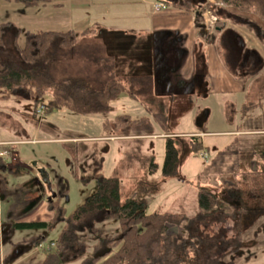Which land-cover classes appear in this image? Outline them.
Segmentation results:
<instances>
[{
    "label": "crops",
    "instance_id": "0c3cea01",
    "mask_svg": "<svg viewBox=\"0 0 264 264\" xmlns=\"http://www.w3.org/2000/svg\"><path fill=\"white\" fill-rule=\"evenodd\" d=\"M166 1L58 0L32 7H26L14 1L0 3V11L13 13L12 17L0 22V59L17 58L16 49L23 48L26 32L71 33L75 38L73 47L76 50L68 52L69 61L72 62L71 58L80 57L82 48H79L80 45L87 49L83 56L88 63L85 65L86 68L83 71L80 70L77 75L90 77L94 81H103L107 77L122 79L129 83L126 87L135 92L133 96L128 92L120 93L115 100L109 103L111 109L107 114H112L115 106L132 107L130 112H122V115L116 117L127 116L131 120H134L132 118H147L151 127L157 129L158 124L155 122V117L148 114L144 105L155 107L153 112L156 115L167 112L169 117L175 118L174 121L177 123L180 122L182 115L184 117L186 113L188 114L191 107L190 99L193 96L203 97L213 101L218 115L220 112L221 114L227 112L229 117L226 119V115H222L221 118L218 116L211 124L213 130L205 132V124L209 122L211 114L210 110L205 108L195 115L196 129L170 132L173 133L171 136L200 138L203 148L207 151L204 153L207 155L209 153L210 158H214L217 153L224 151L223 149H228L229 154L232 153L233 156L240 150L252 148L259 135L264 134V67L255 76L246 81H240L228 73L221 61L220 53L227 58L226 61L229 64H239L245 60L243 70H249L251 67H257L259 60L248 51L258 54L264 64L263 44L261 45L244 27L227 22L222 23L219 20L213 31L205 32L203 28L198 29L194 12H183V10L168 5ZM197 1L220 6L219 0ZM156 2H163L165 5L159 12L153 10V4ZM227 10L256 22L264 29V23L256 16L240 13L233 8H227ZM16 15L21 17L18 18ZM212 16L205 7L201 13L200 26H203L201 23H205ZM21 31H25L24 35ZM93 48L95 51H92ZM0 98L3 104L8 101L6 96H0ZM47 98L48 96H44L43 99L47 100ZM36 115H38L37 111L33 116ZM48 115L50 114H45L46 117ZM3 121L9 123L11 120L7 116ZM27 127L24 125V128ZM30 132L31 139H15L6 133L0 136V159L3 162L0 177L2 174L5 175L7 182L5 184L8 186L26 183L29 188L27 195L31 194L32 199L38 195L37 183L42 177V183L46 185V193L50 195L42 201L39 208L41 212L46 210L50 218L52 213L46 208L45 202L56 198V193L51 186L58 176L55 175L54 170L49 172L41 164H36L37 174L26 173L31 163H34L32 156L22 157L12 146L16 143L37 144L54 140L48 135L38 136V130L32 129ZM165 136L168 135H163L161 131L156 134L152 133V135L145 133L140 136H126L122 134L120 137L114 136L113 138L109 134H98L85 140L94 143L92 147H98L102 152V174L110 150L116 151L119 156L124 151L125 155L132 152L133 156H137L140 161H145L146 165L152 157L157 171L148 179H154L160 176ZM208 136H214L212 138L215 139L210 144L213 148L210 151L207 146H204V138ZM116 138L124 139L123 141L127 143L111 145ZM188 149L189 147L185 144V152L190 155ZM159 151L163 153L161 164L156 162L155 158ZM201 160V167L195 166L196 179L205 162L203 158ZM146 165L139 164L142 173ZM34 179L37 183H34ZM165 179L169 182L175 178ZM152 199L147 200V203L153 202ZM3 230L0 224V232ZM31 231L39 232V230L12 232L9 241L0 245V259L3 260L4 250H9L11 246H18L19 243L16 240L21 234L27 235ZM23 256L11 264H18ZM0 264H3V261Z\"/></svg>",
    "mask_w": 264,
    "mask_h": 264
},
{
    "label": "trees",
    "instance_id": "16d2710c",
    "mask_svg": "<svg viewBox=\"0 0 264 264\" xmlns=\"http://www.w3.org/2000/svg\"><path fill=\"white\" fill-rule=\"evenodd\" d=\"M6 1L32 7L58 0ZM166 3L183 12H194L198 29L202 27L199 24L202 10L207 7L217 20L244 27L264 46V29L256 22L227 10V8H233L240 12L254 14L264 22V0H219L220 6L197 0H167ZM73 40L75 38L71 33L26 32L23 48L16 49L17 58L0 59V95L2 97L28 96L33 104V114H36V105L40 104L39 106L44 107L46 114L54 109H66L73 114L81 115L107 114L111 109L109 103L120 93L128 92L133 96L135 92L126 87L129 83L122 79L107 77L103 81H94L81 74H66L57 78L53 70L56 67V59L60 52L67 55L68 52L73 51L75 44ZM57 51L60 52L57 53ZM249 53L259 60V65L249 70H243V62L229 64L226 61L227 58L220 53L224 67L237 80L246 81L264 67L258 54L254 51ZM44 96H48L47 100L43 99ZM144 108L155 119L162 117L164 123L167 122L166 115L160 113L156 115L153 112V106L144 105ZM227 114L226 112V119L229 117ZM121 118L129 120L127 116L116 117L115 120ZM126 126L128 130L131 128L141 130L147 135L153 133L147 118H141L138 122L133 120ZM165 134L169 137L164 139V158L160 177L177 178L180 153L177 142L170 137L173 133ZM188 139L189 152L199 153L200 156L203 153L200 139L196 137ZM223 150L217 153L197 176V181L202 176L210 181L211 174L223 177L225 180L223 191L214 192L212 189L198 186L196 188L198 212L194 220H202L219 212L235 219L231 245L234 247L232 251H236L241 246L240 238L245 228L253 226L258 218L264 215V134L259 135L252 148L240 150L233 156L232 153L229 154L228 149ZM93 160L87 168L82 167L78 177L82 185L93 181L96 189L68 216L65 215L61 205L67 193L66 185L61 182L63 181L61 177L55 178L56 198L55 201H48L46 207L52 213L48 222L22 220L29 210L27 208L34 202L39 203L38 201L42 200L40 197L44 198L43 194L38 196L42 187L38 188L35 199L24 200L21 194L24 193L26 196L29 192L26 183L15 185L17 187L9 191L6 189L8 185L5 184L7 183L5 179H0V199L7 202L0 224L8 226L6 232H0V241L8 242L15 230L47 231L53 230L57 224L61 223L63 227L57 239L52 242L55 252L45 256L41 264H62L66 262L62 258H67L70 253H82L78 249L81 247L80 233L91 231L95 225L103 221L115 220L119 226V233L111 238H96L91 252L80 264H200L198 255L204 241L193 236L186 238L179 234L168 233V227L177 226L187 229L192 221L181 213L148 212L147 210V200L155 197L161 190L157 180L148 179L157 171L152 157L140 178H135V186L129 193H125L118 176L112 174L106 177L102 174L103 160L101 158L98 161L93 162ZM2 169L3 162L0 159V170ZM35 181L34 179V183H37ZM24 186L27 187V191L21 190ZM6 191H9L8 194ZM41 242L42 240L36 237L16 257L7 255L3 264L15 261Z\"/></svg>",
    "mask_w": 264,
    "mask_h": 264
},
{
    "label": "rangeland",
    "instance_id": "374dc122",
    "mask_svg": "<svg viewBox=\"0 0 264 264\" xmlns=\"http://www.w3.org/2000/svg\"><path fill=\"white\" fill-rule=\"evenodd\" d=\"M6 2V0H0V3ZM12 16L13 13L9 14L0 11V22H4L6 18L8 19ZM19 17L21 16H18V18ZM24 32L25 31H21V34L24 35ZM79 48H81V55L77 59L71 58L72 62L69 61L70 56L68 53L67 55H64V53L57 51V53H61L58 55L56 59V67L53 69L57 78L66 74L77 75L80 70L83 71L84 68H86L85 65L88 62L86 63V59L83 55L87 49L83 45H80ZM94 49L95 48H93L92 51H95ZM72 50L76 49L73 47ZM6 99L8 101L5 104H3L0 100V136L3 133H6L8 136L15 139H31L32 137L30 131L35 129L38 130V136L45 137L44 135H48L54 140L49 143L38 142L37 144H29L25 142L16 143L12 147H15L16 151L22 157L32 156L31 159L34 163H31V166L27 169L28 172L26 173L37 174L36 164H41L46 167V170L49 172L54 170L55 175L61 177V180H63L61 182H63L67 188L66 197L61 201V205L64 208L66 216L70 215L77 208L76 206L82 204L87 196L91 195V193L96 189L93 181L86 185H82L78 177L81 173L82 167L87 168L92 162V159H94L93 162L98 161L101 158L102 153L98 147H92L94 143L88 142L85 139L98 134H109L112 138L114 135L120 137L122 134H125L126 136H140L145 134V132L141 130H134L132 128L131 130H128L126 125L133 121L130 118L129 120L124 118L117 121L115 120L116 116L123 114L122 112H130L132 107L115 106L112 114L90 115H81L77 113L73 114V112L66 109H54L52 112L47 113L50 115L46 117V113L33 116V104L29 102L30 99L28 96H8ZM190 100L191 107L189 108L188 114L186 113L184 117H182L183 115L181 117L179 116L181 119L180 122L176 123L174 121L175 118H170L167 112H165L164 115L167 117V122L164 123L162 117L160 119L158 118V120L156 119L155 122L158 126L157 129H153V133L156 134L161 131L163 132V135H165L167 132H179L195 128V115L197 112L201 113V111L205 108L209 109L211 114L209 122L205 124L206 126L204 131H212L213 125L211 124L213 120L218 116L221 118L222 115H225V113L221 114V112L218 115L216 105L210 99L193 96ZM39 105L40 104L36 105L38 109L40 108ZM7 116H9L11 120L9 123H5V121H3L4 117ZM132 119L137 122L139 120L138 118ZM24 125L28 127L24 128ZM130 126L132 127V125ZM170 137H173L172 139H175V142H177L178 152L180 153L177 178L172 179L169 182H166L167 180H164V178H161L160 176L154 178L157 179V183L161 186V192L159 193V196L156 195L153 199L149 198L152 199L153 202L146 203L148 206V212L165 211L166 213L172 212L173 214L181 213L185 215L187 219L191 220L192 222L187 229L170 226L168 227V233L179 234L180 236L186 238L193 236L202 242L204 241L200 246V254L198 255V261H200V264H264V215L258 218L253 226L245 228L242 238H240L242 239L241 246L239 250L236 251H232L234 247L231 245L232 238L234 237L233 225L235 224V219H232L229 216H224L219 212L213 216H207L202 220H194V217L196 216L195 214L198 212L196 188L201 186L203 188L206 187L212 189L214 192L216 191L221 193L223 191L222 187L225 180L223 177H217L215 176L216 174H211L209 175L210 181H207L208 178H204V176L197 181L198 179L195 177L197 172L195 166H198L199 168L201 167V157L199 156V153L195 154V152H193L189 155L185 152V144L189 147L190 143L188 138L191 136L176 138L173 135ZM212 137L208 136L204 138V146H207L209 151L213 149L210 144L213 140H215ZM123 140L124 139L116 138L111 145H115V143L121 145L126 144L127 142ZM158 142H161V140H158ZM201 151L204 153L206 148H203ZM162 152L159 151L155 156L157 159L156 162H159L160 164L163 155ZM123 153L121 154L120 152L121 155L119 156L116 151L110 150L106 166H104L105 169L103 174L105 176H110L111 174L118 176V178H120L119 180L122 182V187L125 193H129V191H132L135 186V178H140V175L142 174V168L139 164L143 166L146 164L145 161H140L137 156H133V154H131L132 152L128 153V155ZM212 158H210V154L208 153L205 162H203L201 171L206 167V165H209ZM0 179H5V175L2 174ZM42 182L43 178L41 177L39 183H37L38 188L42 187L38 196H42V194L45 196L44 198L40 197V200H42L38 201L39 203L34 202L29 208H27L29 210L22 219L26 222L49 221L52 217L51 216L49 218L47 211L44 210L41 212V208H39L42 201L50 195L48 192L46 193V185ZM53 182L54 184H52L51 188L56 193V179ZM16 187L17 186H7L6 189L11 191ZM21 190L27 191V187L24 186ZM9 191H6V194H8ZM21 197L24 200L33 198L31 194L24 196V193L21 194ZM224 197L227 198V196ZM52 201H55V199ZM47 202L48 200L45 203L47 204ZM6 205L7 202L0 199V222L1 217L3 216L1 213L5 209ZM5 225H2L4 229L3 233L8 229V226ZM183 225H185V223H183ZM62 227L63 225L60 223L57 224L53 230H39V232H28L27 235L21 234V237L19 236L16 240V242L19 243L18 246H11L9 250H4L2 254L3 260L10 254L16 257V255L23 251V248L26 246L28 247L29 243L32 242L33 239L39 237L42 240V245L40 244L41 247H33L30 251H28L29 253L27 255L23 256L22 254L21 256L23 257L19 259L18 264H41L45 256L55 252L52 242L57 239ZM118 229V223L115 220H109L95 225L91 231L80 233L79 240L81 247L78 249L82 253H70L67 258H62L63 261H66L62 264H80L84 257H87L91 252L93 244L96 243V238L114 237L119 233ZM1 244L2 242H0V245ZM11 263V261L6 262V264Z\"/></svg>",
    "mask_w": 264,
    "mask_h": 264
},
{
    "label": "built area",
    "instance_id": "2783aa9c",
    "mask_svg": "<svg viewBox=\"0 0 264 264\" xmlns=\"http://www.w3.org/2000/svg\"><path fill=\"white\" fill-rule=\"evenodd\" d=\"M164 7H165V5L163 4V2H156L153 4V10L155 12H159ZM216 22H217L216 17H214V16L210 17L208 21H206L205 23H201V24H203V30H205V32L213 31L215 26H216ZM37 114H45V109L43 106H40V108L37 109ZM200 157L203 158L204 160H206L207 154L202 153V154H200ZM41 245H42V243H41ZM41 245L39 244L37 247H41Z\"/></svg>",
    "mask_w": 264,
    "mask_h": 264
},
{
    "label": "flooded vegetation",
    "instance_id": "af4514ba",
    "mask_svg": "<svg viewBox=\"0 0 264 264\" xmlns=\"http://www.w3.org/2000/svg\"><path fill=\"white\" fill-rule=\"evenodd\" d=\"M201 28H203V26H202ZM248 52H249V51H248ZM242 62H243V64H245V60H244V61H242ZM239 64H241V62H240Z\"/></svg>",
    "mask_w": 264,
    "mask_h": 264
}]
</instances>
